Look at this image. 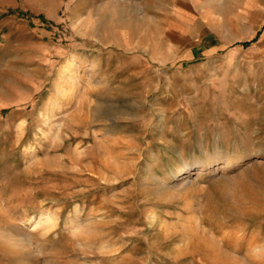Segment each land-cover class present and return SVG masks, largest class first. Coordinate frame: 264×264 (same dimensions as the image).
Here are the masks:
<instances>
[{
  "label": "rangeland",
  "instance_id": "374dc122",
  "mask_svg": "<svg viewBox=\"0 0 264 264\" xmlns=\"http://www.w3.org/2000/svg\"><path fill=\"white\" fill-rule=\"evenodd\" d=\"M0 264H264V0H0Z\"/></svg>",
  "mask_w": 264,
  "mask_h": 264
},
{
  "label": "bare ground",
  "instance_id": "6f19581e",
  "mask_svg": "<svg viewBox=\"0 0 264 264\" xmlns=\"http://www.w3.org/2000/svg\"><path fill=\"white\" fill-rule=\"evenodd\" d=\"M260 164H261V161L260 160H255L254 165H260Z\"/></svg>",
  "mask_w": 264,
  "mask_h": 264
}]
</instances>
